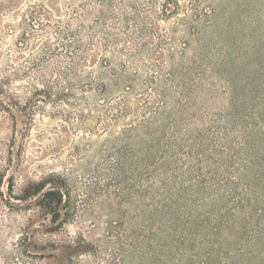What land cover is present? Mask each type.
Instances as JSON below:
<instances>
[{"label": "rangeland", "instance_id": "374dc122", "mask_svg": "<svg viewBox=\"0 0 264 264\" xmlns=\"http://www.w3.org/2000/svg\"><path fill=\"white\" fill-rule=\"evenodd\" d=\"M0 264H264V0H0Z\"/></svg>", "mask_w": 264, "mask_h": 264}]
</instances>
